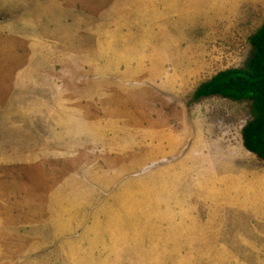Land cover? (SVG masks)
<instances>
[{
    "label": "rangeland",
    "instance_id": "1",
    "mask_svg": "<svg viewBox=\"0 0 264 264\" xmlns=\"http://www.w3.org/2000/svg\"><path fill=\"white\" fill-rule=\"evenodd\" d=\"M170 1L0 0V264H264L250 103L193 98L264 0Z\"/></svg>",
    "mask_w": 264,
    "mask_h": 264
},
{
    "label": "trees",
    "instance_id": "2",
    "mask_svg": "<svg viewBox=\"0 0 264 264\" xmlns=\"http://www.w3.org/2000/svg\"><path fill=\"white\" fill-rule=\"evenodd\" d=\"M245 62L216 72L201 82L193 98L218 95L232 100H248L250 117L241 130L244 148L264 160V21L249 36Z\"/></svg>",
    "mask_w": 264,
    "mask_h": 264
},
{
    "label": "crops",
    "instance_id": "3",
    "mask_svg": "<svg viewBox=\"0 0 264 264\" xmlns=\"http://www.w3.org/2000/svg\"><path fill=\"white\" fill-rule=\"evenodd\" d=\"M172 1V0H171ZM171 1H170V3H171ZM173 2V1H172ZM155 5V4H154ZM182 8V7H181ZM72 13H73V11H72ZM54 13H52V15H53ZM58 16L57 15H55V17L53 18V21L54 20H56L54 23H53V25L54 24H57V22H58ZM65 19V18H64ZM37 22H39V21H37ZM74 22V14H71V13H69L68 15L66 14V21L65 22H62L61 20L59 21V23H58V25H69V27L72 29V31L69 33L70 35H72L71 36V39H72V43H75V41H76V36H75V32L73 31V26H72V23ZM95 38H97V37H95ZM54 40H55V42H58V44H60V45H65V46H68L67 45V43H69V40H68V38H61V37H59V36H57V35H54ZM68 49H70V48H68ZM212 162V161H211ZM210 164V163H209ZM264 164V163H263ZM216 168H214L213 166H211L210 168H207V167H204V163L202 162L201 164H199V166H198V168H197V170L199 171L198 172V174L200 175V177L202 176V177H207L208 175H212V173H210V172H212L213 170H215ZM245 169H247V168H245ZM207 171H210V172H207ZM259 172V171H258ZM261 172V175L263 176V170H261L260 171ZM264 180V179H263ZM213 182H214V179H213ZM217 182V180L213 183L214 185H215V183ZM213 186V185H212ZM216 187V186H215ZM247 187V186H246ZM202 188H205V187H202ZM202 188H200V189H202ZM205 190L207 191V194L209 195V193H212V190H213V188H210V186H208V187H206L205 188ZM213 208H214V206H213Z\"/></svg>",
    "mask_w": 264,
    "mask_h": 264
}]
</instances>
